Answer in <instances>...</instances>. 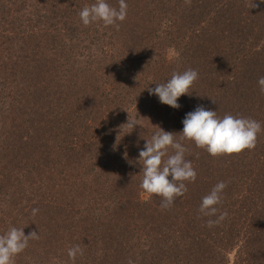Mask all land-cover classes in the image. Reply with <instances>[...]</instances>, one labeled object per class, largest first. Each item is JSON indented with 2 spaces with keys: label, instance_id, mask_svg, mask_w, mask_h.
I'll use <instances>...</instances> for the list:
<instances>
[{
  "label": "trees",
  "instance_id": "obj_1",
  "mask_svg": "<svg viewBox=\"0 0 264 264\" xmlns=\"http://www.w3.org/2000/svg\"><path fill=\"white\" fill-rule=\"evenodd\" d=\"M95 3L0 0V235L16 227L38 236L13 264L56 258L66 244L59 231L72 247L91 244L80 254L88 264H227L231 251L233 264H264V3L126 0L123 21L84 25L79 13ZM188 69L198 78L178 109L150 95ZM88 83L102 87L95 103ZM197 106L259 121L255 148L212 156L181 140ZM112 115L114 135L101 134ZM159 128L175 133L196 171L167 208L140 186L139 151ZM221 181L217 211L204 215L202 198Z\"/></svg>",
  "mask_w": 264,
  "mask_h": 264
},
{
  "label": "clouds",
  "instance_id": "obj_2",
  "mask_svg": "<svg viewBox=\"0 0 264 264\" xmlns=\"http://www.w3.org/2000/svg\"><path fill=\"white\" fill-rule=\"evenodd\" d=\"M264 3V0H259ZM257 5L255 4V7ZM80 20L84 25L96 21H102L105 26L115 25L117 21H123L127 16L126 0H120L119 8H114L107 0H97V3L84 7L80 13ZM198 78L194 69H188L183 73H173L170 79L164 83H156L155 88H150V95H156L160 103L178 109V99L189 93L190 87ZM259 90L264 93V76L257 80ZM127 126L133 130L137 121L128 119ZM183 128L179 133L181 140H190L197 147L205 149L210 155H231L240 153L245 149L255 148L257 134L262 131L259 121L251 118L236 117L226 114L222 118L217 112L197 106L194 111L186 113L182 120ZM160 131L154 133L142 150L139 151V161L143 162V178L141 188L148 195L160 196L162 208L171 206L176 197L182 196L186 191L184 181H194L196 171L190 160L185 159V147L175 138V133ZM174 150V154L168 155V149ZM167 156L165 160L164 157ZM225 182L217 183L208 195L202 198L200 212L207 216L215 215L221 199V193L225 189ZM38 209H33V214ZM226 213L218 220H222ZM217 221L209 220L211 227ZM38 238L36 232L25 235L23 228H10L5 234L0 235V264H13V258L28 247V241ZM77 254H82L79 246L68 250L70 258L75 259Z\"/></svg>",
  "mask_w": 264,
  "mask_h": 264
},
{
  "label": "rangeland",
  "instance_id": "obj_3",
  "mask_svg": "<svg viewBox=\"0 0 264 264\" xmlns=\"http://www.w3.org/2000/svg\"><path fill=\"white\" fill-rule=\"evenodd\" d=\"M145 17H146V15H144ZM142 23H140V24H142L144 27H141V33L143 34V36H146L147 35V32H148V29H150L149 27H147V26H145V25H147L145 22H143V21H141ZM146 34V35H145ZM109 47H115L114 46V44H112V46H109ZM116 48V47H115ZM111 52L113 53L114 52V50H113V48H112V50H111ZM168 53V56H170L171 54H172V52L171 51H168L167 52ZM166 54V53H165ZM93 83V82H92ZM55 86H58L56 83L54 84ZM88 89H87V91L85 92L87 95H88V97L91 99V100H94V103H95V101L96 100H98V99H101V93H103V90H102V87L100 88V92H98L97 91V89L96 88H94V86H93V84H90V83H88ZM63 89V88H62ZM98 92V93H97ZM74 103H76V102H74ZM104 107H107V106H104ZM109 108V107H108ZM113 114L115 113V112H112ZM115 115V114H114ZM114 115H112V116H110V117H108V129L107 130H101V134H102V131H106L109 135H110V133L109 132H112L111 134L112 135H114L113 133H115V127H116V125H117V119H114ZM103 118V117H102ZM102 118H99L98 119V121H101V119ZM95 133H96V136L98 135L97 134V131L95 130ZM100 133V132H99ZM110 137V136H109ZM105 138H107V137H105ZM65 140H66V138H65ZM106 140H108L109 141V138L108 139H106ZM60 144H65V141H62L61 140V142L60 141H58ZM64 150H65V145H63V148H62V150H61V152H59V153H61L62 155H64V157L66 158V157H69V155L68 154H64L63 152H64ZM54 165V164H53ZM56 165H58V163H56ZM66 165L68 166V167H72L73 165H71V163H66ZM62 170H65V167H64V169H62ZM72 171L73 170H71L69 173H67V175H69V176H72V178L74 179L75 177H73V173H72ZM43 178H44V181H46V176H43ZM25 190V189H24ZM147 194L145 193V194H142L141 196H143V198L146 196ZM5 198L6 199H8V197L7 196H5ZM5 199V200H6ZM4 200H2L1 198H0V210L2 211V213H0V215H4V211L6 210L5 209V205H4ZM5 216V215H4ZM60 232V237L65 241V245L64 244H61V246H64L63 248L64 249H58V250H61V251H58L57 253H52L53 255H55V256H57L56 258H51L48 254H46L45 255V259H41V260H39L38 261V264H88L87 263V261H88V259L90 258H88V256H87V259L86 260H84L83 259V257H81V255L80 254H77V256L75 257V259H72V258H70L69 257V255H68V250L70 249V248H72V245L70 244H68V239H67V237H66V234H65V232H62V231H59ZM62 234V235H61ZM91 245V244H90ZM90 245H87V246H85L84 248H83V250H82V252H88L91 248H93L92 246H90ZM56 246V245H55ZM54 246V247H55ZM57 247V246H56ZM234 255H235V252L234 251H231L230 252V254H228V256H227V258H228V263L227 264H233V258H234Z\"/></svg>",
  "mask_w": 264,
  "mask_h": 264
}]
</instances>
